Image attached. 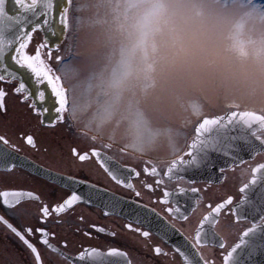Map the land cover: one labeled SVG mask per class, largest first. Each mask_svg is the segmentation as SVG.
I'll return each instance as SVG.
<instances>
[{
    "label": "flooded vegetation",
    "instance_id": "af4514ba",
    "mask_svg": "<svg viewBox=\"0 0 264 264\" xmlns=\"http://www.w3.org/2000/svg\"><path fill=\"white\" fill-rule=\"evenodd\" d=\"M31 1L29 2V4ZM19 9V6L16 5ZM45 38L37 31L33 33V38L29 46L31 53L37 44L45 42ZM52 49L51 60H47L46 53L48 48L42 50L45 53L46 62L50 64L55 75L61 79V84L66 89L67 106L63 113V122L49 126L47 121L52 120L55 113H48L46 117L32 115L26 105L21 104L15 95L7 97V115H0V136H4L9 145L3 147L13 151L14 155L23 158L27 167L15 169V176L6 182L0 181V191L4 190H23L31 191L39 200L25 199L19 210L13 209L9 214L0 207V216L8 220L18 229L27 226L40 227L36 217L39 215L40 207L43 203L52 205L62 202L71 191L76 190L80 195L86 197L89 202H79L68 213L62 214L61 222H51L47 226L50 232L56 234V238L50 242L60 248L67 256L77 257L84 249H96V252H89L85 256V264H185L184 258L175 252L174 245L180 244L187 250L184 237L193 242L195 231L205 215L210 212L211 205L215 207L217 203L226 200L229 196L233 197V205L238 206L242 196H246L248 202L251 192L257 194L255 202L259 203L247 209V203L243 207L234 208L229 206L219 214L210 217L205 222L204 242L195 251L188 250L189 256L198 261L200 256L209 260L210 264H223V255L238 241L239 236L247 228L252 227L258 220V211L264 208V170L257 172L255 177L252 168L264 163V153L254 154L251 144L240 143L233 145V155L241 158L243 163L232 165L231 161L226 160L223 155H217V159L224 158V161L216 163H205L199 168H189L187 171L178 170L184 177L179 178L172 175L171 178L164 177L170 163L177 157L185 155L189 151V143L194 138L195 127L203 118L220 116L227 111L251 112L257 116L250 119H240L232 125L236 127V132L232 136H243L251 129L249 137L264 139V110L260 106L246 104L229 103V107L221 112L204 114L197 118L187 119V133L178 136L179 133L168 130L170 140L164 152L139 150L137 147L122 144L109 137L101 136L97 131H93L84 125L79 124L73 116L72 101L68 95L69 88L65 79V73L61 66L67 59V55L59 56L57 60L56 46L49 44ZM12 70L17 73V82L23 80L30 90L35 91L36 85L30 72L21 69L7 61ZM0 87L5 85L0 82ZM50 93L46 96V102L41 104L36 101L38 107H49L53 103ZM31 102V101H29ZM45 120L42 124L41 120ZM179 123V120L176 123ZM240 128V129H239ZM212 130L207 136H203L204 141L212 139ZM25 135H32L35 147L25 142ZM226 134L218 135L220 146L223 148ZM176 140V141H173ZM236 141L241 142L240 139ZM171 144L169 145V143ZM201 147V145H200ZM199 146L195 149L200 151ZM75 148L81 154L91 149H96L104 156L110 158L108 164L114 169H120L123 176H127L125 169L132 168L141 172V177L133 179L131 182L135 189L141 192L137 197L135 192L127 187L114 182L107 173L97 163V159L92 157L84 162L79 161L73 156L72 150ZM31 162V163H29ZM154 166L163 179V184L154 193L148 192L144 187V182L152 183L153 177H145L143 168ZM231 165L225 172V178L220 180L219 168ZM204 171L203 173L200 172ZM0 176L3 173L0 172ZM71 177L75 180H83L85 185L70 184L66 178ZM253 178L256 179L255 185H250L249 189L242 194L239 189L248 184ZM94 185L95 187H89ZM195 187L200 191L191 192ZM167 190L174 194H179L180 205L183 208L188 206V219H175L164 209L167 205L154 203ZM256 192V193H255ZM176 196H173L175 199ZM253 198V197H252ZM246 200V201H247ZM245 201V202H246ZM254 208V209H253ZM155 209V211H151ZM239 211L241 218L237 219L232 215L233 211ZM109 212L108 215H105ZM252 212V213H251ZM83 217V220L80 219ZM254 221V222H252ZM132 224L133 228H140L141 231H149L150 236L144 238L140 233L131 231L125 227ZM168 224H174L183 236L177 232L166 230ZM95 226V227H93ZM104 229L103 232L98 229ZM87 232L89 235H84ZM116 235H111V233ZM33 243L37 237H30ZM225 243V248L219 247L220 242ZM67 243V247L63 245ZM159 246L166 256H156L152 248ZM41 252L43 264H69V261L60 256L57 252L51 251L37 244ZM110 249H116L118 253L108 255ZM0 264H35L33 254L11 233V231L0 221Z\"/></svg>",
    "mask_w": 264,
    "mask_h": 264
},
{
    "label": "rangeland",
    "instance_id": "374dc122",
    "mask_svg": "<svg viewBox=\"0 0 264 264\" xmlns=\"http://www.w3.org/2000/svg\"><path fill=\"white\" fill-rule=\"evenodd\" d=\"M155 2L171 11L147 21L144 0H71L56 56L67 55L60 66L79 124L161 153L187 119L229 103L264 110V4Z\"/></svg>",
    "mask_w": 264,
    "mask_h": 264
},
{
    "label": "snow or ice",
    "instance_id": "6c2138e0",
    "mask_svg": "<svg viewBox=\"0 0 264 264\" xmlns=\"http://www.w3.org/2000/svg\"><path fill=\"white\" fill-rule=\"evenodd\" d=\"M15 4L19 6V9H23L26 13L23 19L19 17L16 18L17 27L11 32L8 40L6 41L3 38H0V82H2L5 87H0V115H7V97L10 95H15L21 104L27 106L32 115L37 117H46L48 113H55L52 117V120L47 121L49 126H55V123L63 122V113L66 111L67 106V97L66 89L63 88L61 84V79L59 76L55 75L50 64L46 62L45 53L42 52L43 49L48 48L46 53L47 60H51L52 49L49 48V42L46 40L43 43L37 44L34 50L30 53L29 46L31 44L33 33L46 28L50 25L51 21H56L63 25L66 28V10L68 0H65V6L60 10L59 13L55 11L54 0H31V3H28V0H14ZM43 9V11H41ZM27 13H30L27 14ZM51 13V19H50ZM0 17H7L11 19V16L6 12V0H0ZM54 34V33H53ZM11 61V64L15 65L18 68L26 69L30 72L33 77L34 83L36 85V90L32 91L27 86L23 80L17 82V73L11 69L7 61ZM57 60H60V57H57ZM50 93L53 97V103L49 107H38L36 101H40L41 104L46 102V96ZM31 101V102H29ZM41 123L44 124L45 120H41ZM222 131L226 134L225 141L231 140L235 141L240 139L241 142L252 145L253 151L250 152V157L254 154L264 153V139L256 138H245L243 136H228L229 131H233L229 127L225 126L221 128ZM207 129L201 130L198 129L196 137L200 138L202 133L207 132ZM25 142L35 147V141L32 135H25ZM201 145L199 154L197 155L193 151H188L185 155L187 159H184L183 156H179L176 160L172 161L167 167L166 171L163 173L164 177L171 178L172 175H176L179 178L183 179L184 177L180 174V171H187L189 168H199L203 166L205 161L208 159L209 152H217L220 155H223L226 160L231 161V164L243 163V160L237 156L233 155V151H238L233 148V145L230 143H225V146L221 148L220 138H212L208 141L198 139L196 142H193L190 147L191 149H196L197 144ZM4 145H9V141L4 137L0 136V172L3 173V176H0V181H7L9 178L15 176V169L21 168L24 166V159L21 158L19 163H17L16 158L13 155V151H9L8 148L3 147ZM9 147H13L9 145ZM73 156H76L79 161L84 162L92 157L97 159V163L100 167L107 173V175L117 184L127 187L135 192L137 197L141 196V192L135 189V185L131 182L133 179H139L141 177V172L127 168V176H123L120 172V169H114L109 164V157L104 156L102 153L96 149H91L90 155L88 152L81 154L75 148L72 150ZM31 163V162H29ZM146 166L143 168V174L145 177H153V182L148 183L144 182V187L150 193H154L157 189L163 184V179L160 178V173L158 169L154 166ZM231 167V165L221 166L219 168L220 180L225 178V172ZM264 170V163H260L258 166L252 168L253 176L257 172ZM70 184H79L85 185L86 182L83 180H75L74 178H66ZM257 183L256 179L253 178L248 184H244L239 191L244 194L250 187V185H255ZM89 187H95L94 185H88ZM200 190L193 187L191 192L198 193ZM176 196L173 199V196ZM39 200V196H35L31 191L23 190H4L0 191V207L4 208V211L9 214L12 213L13 209L19 210L20 206L23 205L25 199ZM247 200L246 196H242L241 201L238 206L233 205V197L229 196L226 200H223L220 203H217L215 207L209 205L210 212L208 215L203 217V220L198 225L195 236L193 237V242H189L187 237H184V243L187 244V250L182 247L180 244H175L173 247L175 252L180 254L184 260L185 264H210L209 260L203 256H200L199 252H195V255L199 257V260H193L189 256V251H195L198 246H202L204 242L205 233V222H208L211 218H214V215L219 214L223 209L232 206L234 208L243 207L245 201ZM79 202H89L86 197L80 195L76 190L71 191L70 195H67L66 198L60 203L56 204H46L43 203L39 210V215L36 217L37 222L40 227L27 226L18 229L8 220L0 216V221H2L5 226L13 233L18 240L33 254L35 264H43L41 252L37 247V244L48 248L51 251L57 252L60 256L64 257L69 261V264H85V256L89 252H96V249H84L80 252L79 255L75 258L67 256L64 252L60 251V248L54 246L50 241L56 238V234L50 232L48 224L51 222L60 223L62 214L68 213L74 206ZM154 203H159L167 205L164 209L170 216L175 219H188V206L185 205L183 208L180 205L179 194L171 193L165 188L162 191L161 196L154 201ZM151 211H155L152 209ZM109 212H106L105 215H108ZM232 215L237 219L241 218L240 212L233 211ZM83 220V217H80ZM95 227V226H93ZM131 231L140 233L144 238L150 236L149 231H141L140 228H133L132 224L125 225ZM166 230H171L177 232L179 235L183 236V233L179 232V229H176L174 224H168ZM264 233V208L259 209L258 211V220L253 224L252 227L247 228L243 231L241 240L239 243L231 247L230 250L223 255V264H235L234 255L243 244L246 243V239L253 233L257 231ZM98 231L103 232L104 229L100 228ZM84 235H89L85 232ZM111 235H116L114 232ZM38 240L36 243H33L30 237H37ZM67 247V243L63 245ZM225 243L220 242L219 247L221 249L225 248ZM152 252L156 256H166L167 253L164 252L159 246L152 248ZM113 254H118L123 256L124 253H118L116 249H110L108 252L109 256Z\"/></svg>",
    "mask_w": 264,
    "mask_h": 264
},
{
    "label": "water",
    "instance_id": "95a60500",
    "mask_svg": "<svg viewBox=\"0 0 264 264\" xmlns=\"http://www.w3.org/2000/svg\"><path fill=\"white\" fill-rule=\"evenodd\" d=\"M54 3H55V11L58 13L65 6V0H54ZM41 11H43V9H41ZM27 14L30 15V13H27ZM25 15H26L25 11H18L17 15H15L13 18L11 17V19L7 17H0V38H3L7 41L11 32L17 27L16 18L19 17L20 19H23ZM50 19H51V13H50ZM53 24H54V21H51L48 27L42 28L46 38L49 41L57 40L58 38L56 37L57 33H55L52 27ZM231 114L240 117L242 113L233 112V113H229L222 117H216L213 119H205L202 122H200L199 129L201 127L202 128H208V127L213 128L214 125H215L214 126L215 128L219 129V126H221L222 123L230 124L231 119L229 118V116H232ZM229 128L231 129L230 126ZM217 133L223 134V131L218 130ZM196 140H197V137L193 139L192 143L195 142ZM14 157L16 158L17 163H19L20 158L16 157L15 155ZM251 193L252 194H251V197L249 198L250 202L248 203V207H251V205L256 206V204L259 205V203L255 202V197L257 194H254L253 191ZM243 252H247V254ZM234 260H235V264H264V233L258 230L256 233L251 234L246 239V243L243 244L241 248H239L237 252L235 253Z\"/></svg>",
    "mask_w": 264,
    "mask_h": 264
},
{
    "label": "clouds",
    "instance_id": "9594fccd",
    "mask_svg": "<svg viewBox=\"0 0 264 264\" xmlns=\"http://www.w3.org/2000/svg\"><path fill=\"white\" fill-rule=\"evenodd\" d=\"M170 11V4H160L155 2V0H144V3L139 9V14L145 17L147 21H152L158 14H168Z\"/></svg>",
    "mask_w": 264,
    "mask_h": 264
},
{
    "label": "bare ground",
    "instance_id": "6f19581e",
    "mask_svg": "<svg viewBox=\"0 0 264 264\" xmlns=\"http://www.w3.org/2000/svg\"><path fill=\"white\" fill-rule=\"evenodd\" d=\"M30 1L31 0H28V3ZM38 3H39V0H38ZM54 5H55V3H54ZM18 11H19V9L16 7L14 0H6V12L9 14V16H11L13 18L15 15H17ZM56 13H58V12H56ZM52 27H53V29H56L57 25L53 24ZM201 130H203V129H201ZM16 157H18V156H16ZM24 167H27L28 169L32 170V167L26 166V163H24Z\"/></svg>",
    "mask_w": 264,
    "mask_h": 264
}]
</instances>
